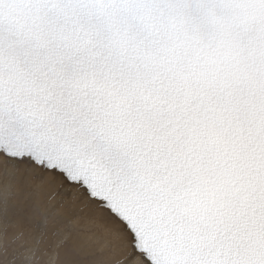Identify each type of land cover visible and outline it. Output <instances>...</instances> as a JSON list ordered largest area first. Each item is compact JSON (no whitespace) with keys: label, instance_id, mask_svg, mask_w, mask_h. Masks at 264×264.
I'll return each instance as SVG.
<instances>
[{"label":"snow or ice","instance_id":"obj_1","mask_svg":"<svg viewBox=\"0 0 264 264\" xmlns=\"http://www.w3.org/2000/svg\"><path fill=\"white\" fill-rule=\"evenodd\" d=\"M0 264H264V0H0Z\"/></svg>","mask_w":264,"mask_h":264}]
</instances>
